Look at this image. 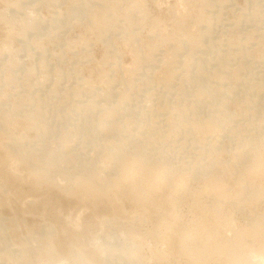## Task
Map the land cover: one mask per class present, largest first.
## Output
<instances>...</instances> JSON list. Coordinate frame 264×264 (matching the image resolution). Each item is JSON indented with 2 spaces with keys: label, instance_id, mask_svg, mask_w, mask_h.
<instances>
[{
  "label": "rangeland",
  "instance_id": "1",
  "mask_svg": "<svg viewBox=\"0 0 264 264\" xmlns=\"http://www.w3.org/2000/svg\"><path fill=\"white\" fill-rule=\"evenodd\" d=\"M115 1L0 0V109L11 106L0 111V264H70L72 250L99 264H227L216 254L196 263L180 245L205 227L234 238L228 219L260 253L250 222L264 217V196L253 207L249 197L264 187V170H244V149L264 140V0L208 1L206 13L205 0H145L149 18L134 26L132 0H118V10L109 7ZM184 12L191 17L176 23ZM185 27L211 31L192 42L182 39ZM127 32L138 36V53ZM162 34L170 37L154 54L176 49L175 72L152 65L144 47ZM108 116L121 130L108 124L98 141L81 136ZM132 146L160 171L147 199L131 186L142 168ZM69 172L105 183L86 190L51 177ZM213 174L227 195H217Z\"/></svg>",
  "mask_w": 264,
  "mask_h": 264
},
{
  "label": "bare ground",
  "instance_id": "2",
  "mask_svg": "<svg viewBox=\"0 0 264 264\" xmlns=\"http://www.w3.org/2000/svg\"><path fill=\"white\" fill-rule=\"evenodd\" d=\"M202 1V0H201ZM208 1H218V0H205L200 4V9L202 10L203 13L207 12L206 5L209 3ZM255 4L258 6L260 5L259 0H253ZM220 6L218 7V14L216 16H219L220 8L223 6L222 4H219ZM121 2L120 1H115L110 4V8L112 9H121ZM130 11H134V18L132 16V13L128 14L127 21H129L131 26L134 25H139L140 23L145 22L149 18V13L145 5V0H132L130 7ZM135 10L139 11V16L136 18L135 17ZM178 13V12H177ZM203 16V15H202ZM175 22L178 24H181L186 21V19H189L191 17L190 13H182V14H175ZM32 15L27 16L23 22L24 26L22 28V32L25 33V30L27 27L32 22ZM202 18V17H201ZM213 18V15H210L208 18L206 17V24H209L211 19ZM11 20V21H10ZM9 21L12 23V19ZM196 21L194 22L195 25H197L200 20L195 19ZM137 21V22H136ZM158 19H155L152 21V29H154L155 26H158ZM9 22V23H10ZM12 23L10 25H12ZM13 26V25H12ZM199 27V25H198ZM179 29V28H178ZM181 30V29H179ZM184 32H181L182 39H188V41L196 42L200 41L201 37L204 35V32L210 33V28H206L203 31H194L193 28H183ZM200 30V29H199ZM191 34H194L192 37ZM136 34L127 32V38L131 43H136V45H133V52L138 53L137 51L142 50V47L138 44V39L136 40ZM170 35L162 34V38L160 41H155V42H148L144 44V47H146L149 50L150 53V63L155 64L156 61L162 62L160 65L162 67H171L172 72H175L176 70L174 69V66H170L171 62L174 60H171L172 58H176V49L173 51L168 52L167 54H163L160 59H157V55L154 54V52L158 49L159 43L168 40ZM248 38H245V41H247ZM11 43V42H10ZM220 48L217 47V51L220 52ZM18 51V50H17ZM18 53L11 54L10 60L11 61H18ZM139 55V54H137ZM10 56V55H9ZM139 59V56L137 57ZM187 61V60H186ZM186 61H183V65L186 63ZM151 65V66H152ZM228 65V63H227ZM204 65H202V68ZM112 75V74H111ZM115 77V75H112ZM110 78V76L108 75ZM168 75H162L163 79H167ZM7 82L14 83L16 86H19L18 83H15L13 80L9 79ZM135 83H132L129 87H135ZM89 105L95 106L93 103H87ZM106 103H101V105H105ZM11 106H8L7 108H2L0 109L1 112L4 114L8 112ZM132 120H127L126 123L124 122L125 126H129L131 124ZM174 119L171 117V122L170 124H174ZM110 125V130L112 131H118L121 130L119 127L122 125L120 122L117 124L116 122H113V118L111 116L104 117L99 119L94 125L88 126V130H86L84 127L80 133L81 136L84 137H92L94 140H99L100 139V134L99 131L103 127H106L107 125ZM204 126H210L208 123H205ZM257 143H261L262 146L264 147V140H259L256 143H252L248 146L247 149H244V152H248L249 157L247 159V162L244 166V170L250 171L252 168L256 167L259 169L264 170V153L261 149L258 148ZM132 150L136 151L135 158L139 161L140 166L142 167L138 171H134L133 174L131 175L130 179L131 180V186H135L137 192L142 196L143 199H147L150 195V192L155 188V183L160 179V171H155L152 172L149 170L151 167L150 164L148 163V156L146 155L145 151L141 148L132 146ZM17 159L21 160L22 159V154L20 151L17 152ZM51 157L52 160L58 161L59 158L57 155H52ZM119 156V155H117ZM165 160V159H164ZM166 168L168 166H165ZM144 168V170H143ZM143 170L141 175H138L134 177V175L139 174ZM54 181L59 182L62 179H66L70 182H73V186L75 187H82L83 189L89 190L90 186L92 183H100L104 184V180L102 177H97L93 176L91 173H87L86 176L84 175H79L75 176V174L68 173V175H63V174H53L51 175ZM164 180L166 183H169L172 180V173L170 170L166 172V176L164 177ZM211 181L213 184H215V189L217 190V195L218 196H225L228 193L223 192V179L217 175L213 174L211 176ZM177 186L179 189H185L186 185L184 183H177ZM264 196V187L262 185H259L255 188V190L252 192V195L249 197V205L256 206L258 200L260 197ZM240 206H243L240 204ZM170 214H175L176 217V222H179V219L177 217V212L175 209H173ZM254 221V224L250 222V228L252 229L254 236H256V239L259 241V245L261 247V252L258 254H253L249 244L247 243V238H248V231L244 229H238L233 226L232 220L228 219L226 224L230 227L231 231H235V237L230 239L224 234L220 232L219 229H208L204 228V232L202 236L197 239L195 237L190 236V234L186 233L183 236L182 243L180 245L181 249H186V248H191L193 250V259L196 263H200L201 261L203 263H206L207 261L215 258L214 256H211L213 254L218 255L219 257H222L227 264H264V217L261 215H255L254 218L252 219ZM249 228V229H250ZM197 242V246L194 247L193 243ZM69 258L71 260L70 264H99V262L91 261L89 262L86 260V257L81 255L79 251L77 250H72ZM62 264V263H61ZM66 264V263H63Z\"/></svg>",
  "mask_w": 264,
  "mask_h": 264
}]
</instances>
